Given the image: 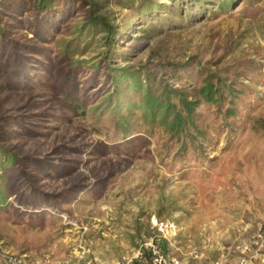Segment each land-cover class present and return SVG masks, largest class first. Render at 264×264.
<instances>
[{"label":"rangeland","instance_id":"rangeland-1","mask_svg":"<svg viewBox=\"0 0 264 264\" xmlns=\"http://www.w3.org/2000/svg\"><path fill=\"white\" fill-rule=\"evenodd\" d=\"M103 1L127 34L112 49L100 39L102 32L88 44L80 41L73 58L85 60L79 85L104 64L108 50L109 64L149 69L156 82L167 80L189 98L201 84L202 69L230 77L233 96L222 104L233 113L222 117L217 106L199 103L196 120L204 137L183 149L140 120L132 123V133L120 132L108 108L92 111L103 107L105 91L90 97L87 112L68 110L55 100L65 97L50 88L51 73L36 69L31 76L42 75L21 84L19 108L8 106L5 134L24 152L65 165L61 173L50 168L40 175L39 186L55 198L48 205L18 202L0 178V264H117L152 234L154 220L168 224L165 235L171 222L181 227L166 253L183 257V264H239L235 247L249 243L259 225L264 228V0H236L224 13L214 3L188 12L183 2L178 12L157 18H140L137 0ZM81 21L72 17L46 44V65L61 58L62 45L75 37ZM30 86L36 105L47 109L42 121L25 106ZM20 120L36 124L35 137L24 136ZM251 264H264V246Z\"/></svg>","mask_w":264,"mask_h":264},{"label":"trees","instance_id":"trees-1","mask_svg":"<svg viewBox=\"0 0 264 264\" xmlns=\"http://www.w3.org/2000/svg\"><path fill=\"white\" fill-rule=\"evenodd\" d=\"M137 1L140 18L145 15L157 18L163 12H178L183 2L189 6L188 12L192 6L206 8L214 3L217 12L224 13L236 0H169V4L154 3L152 0ZM24 15H27L26 19H22ZM74 16L82 18L75 37L62 45L61 58L54 65L51 62L46 65L43 60L44 57L48 58L49 48L46 44L55 40L62 27ZM96 32H102L100 39L110 49L127 34L109 16L103 0H0V171L4 175H0V178L7 184L8 193H15L16 200L26 206H35L39 201L48 205L55 200L54 195L39 186L42 180L40 175H46L50 168L61 173L65 165L61 159L60 163H56L49 156L41 158L35 153L24 152L18 144L11 143L5 134V127L10 124L8 106L19 108L17 96L21 84L38 80L37 76L42 74L31 75L40 67L45 68L49 75L51 73L53 81L50 88L57 95L65 97V100L59 97L55 100H59L68 110L78 113L81 108L82 112H87L85 106L91 103L86 102L94 100L90 97L105 91L101 95L103 107L97 105L92 111L100 112L104 107L108 108L120 132L132 133V123L140 120L146 130H162L170 141L180 143L183 149L204 137L196 120L199 103L217 106L222 117L233 113L228 104H222L225 98L233 96L230 77L202 69L201 84L191 89L196 95L189 98L187 93L168 84L167 80L156 82L154 73L149 69L109 64L108 50L103 56L104 64H97L90 77L79 85L80 65L85 60L76 61L74 54L80 41L88 44ZM172 76L173 70H170L168 77ZM98 83L101 85L92 91ZM29 88V102L25 106L34 108L36 111L30 116L42 121L47 109L36 105L39 103L34 101L33 88ZM134 114L137 115L134 117ZM16 122L23 128L24 136H36L35 123L26 122L32 126L27 127L22 120ZM75 150L80 151V148ZM78 187L82 188L83 185ZM4 198L0 190V204ZM143 263L149 264L147 258Z\"/></svg>","mask_w":264,"mask_h":264},{"label":"built area","instance_id":"built-area-1","mask_svg":"<svg viewBox=\"0 0 264 264\" xmlns=\"http://www.w3.org/2000/svg\"><path fill=\"white\" fill-rule=\"evenodd\" d=\"M149 227L152 234L142 238L132 250V254L122 257L117 264H139L146 258L149 264H183L181 259L169 255L160 246V241L166 237L164 233L168 224L162 220H154ZM263 246L264 228L259 225L249 243H242L235 247L239 252V264H251L253 259L260 257Z\"/></svg>","mask_w":264,"mask_h":264},{"label":"crops","instance_id":"crops-1","mask_svg":"<svg viewBox=\"0 0 264 264\" xmlns=\"http://www.w3.org/2000/svg\"><path fill=\"white\" fill-rule=\"evenodd\" d=\"M172 224H171V227H172V229H169V235H167L166 234V237L165 238H163L161 241H160V246H161V248L165 251V252H167L166 251V249L168 248V246H170V245H172V243H171V238H173L174 236H175V239L177 238V235H179L180 234V232H181V227H179L178 226V224H176L175 222H171ZM150 232V231H149ZM152 233V232H151ZM180 256H183V251H182V249H180ZM178 258H181V257H179V256H177ZM183 258V257H182ZM181 258V259H182ZM182 263H183V260H182Z\"/></svg>","mask_w":264,"mask_h":264}]
</instances>
